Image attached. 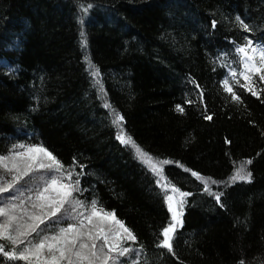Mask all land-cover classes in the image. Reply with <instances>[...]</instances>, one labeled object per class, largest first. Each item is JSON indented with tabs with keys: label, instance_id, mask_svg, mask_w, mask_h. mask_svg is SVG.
Returning a JSON list of instances; mask_svg holds the SVG:
<instances>
[{
	"label": "trees",
	"instance_id": "16d2710c",
	"mask_svg": "<svg viewBox=\"0 0 264 264\" xmlns=\"http://www.w3.org/2000/svg\"><path fill=\"white\" fill-rule=\"evenodd\" d=\"M246 39L264 45V0H0V155L42 145L79 174L78 198L136 236L123 264H264V81L229 76ZM113 110L191 194L172 253L157 247L165 193L117 140ZM248 160L251 182H231Z\"/></svg>",
	"mask_w": 264,
	"mask_h": 264
},
{
	"label": "snow or ice",
	"instance_id": "6c2138e0",
	"mask_svg": "<svg viewBox=\"0 0 264 264\" xmlns=\"http://www.w3.org/2000/svg\"><path fill=\"white\" fill-rule=\"evenodd\" d=\"M237 21L245 31L249 30L239 17ZM82 46L86 47V40ZM249 49L253 55H249ZM235 51L240 54L243 65L239 76L248 80L247 73L255 72L264 81V68L254 63V57L258 55L264 64V45H254L246 39V44L237 46ZM86 61L90 75L99 77V69L90 59L86 58ZM237 75L236 70H231V77ZM95 83L99 85V79ZM223 84L225 91L231 93V99L240 102V97L229 87V81L226 79ZM252 94L256 95V92ZM104 107L111 108V105L105 103ZM177 110L182 112L183 108L178 105ZM113 116L112 123L118 129L117 140L134 150L136 157L149 166V171L157 177L156 183L162 186L171 217L159 233L162 239L157 247L172 253L175 233L183 226L184 198L191 194L171 186V191L179 193L180 197L174 205L173 196L168 194L171 182L162 184L166 180L163 168L126 135L123 116L114 110ZM206 118L211 119V116ZM159 163L168 164L169 161ZM248 164H251V160L240 165L231 182L237 179L251 182V172L246 167ZM37 173L47 175L37 176ZM191 175L203 179L196 172ZM78 177L79 174L65 168L42 145H14L8 155H0V256L23 264H123L124 259L136 251L129 245V242H136V236L114 212L106 211L97 199L86 203L78 198L77 194L82 192ZM205 191H208L207 187ZM215 198L219 202L220 196L216 195ZM132 264H140V261L134 259Z\"/></svg>",
	"mask_w": 264,
	"mask_h": 264
},
{
	"label": "rangeland",
	"instance_id": "374dc122",
	"mask_svg": "<svg viewBox=\"0 0 264 264\" xmlns=\"http://www.w3.org/2000/svg\"><path fill=\"white\" fill-rule=\"evenodd\" d=\"M249 51V55H253V53L251 52V50L249 49L248 50ZM238 54V53H237ZM239 55V60H240V58H241V56H240V54H238ZM254 63H256V66H257V64H259L257 67H260V68H264V64H262L261 62H260V59H259V56L258 55H256L255 57H254ZM242 69H243V65H242V63H240V71H242ZM239 71V72H240ZM230 72L231 71H229V76H230ZM239 72H238V74H239ZM255 72H251V73H247V75H251V74H254ZM231 77V76H230ZM154 163H157L158 164V166L159 167H162V164L161 163H159L158 161H153ZM146 167H148L149 168V166H146ZM39 175H47L46 173H37V176H39ZM163 183H166L165 181H162V184ZM161 186V185H160ZM161 188H162V186H161ZM168 194L169 195H172L173 196V203H174V205H175V202L177 201V200H179L180 199V197H179V193H173L172 191H171V187H169L168 188ZM166 205H167V203H166ZM167 209H168V206H167ZM177 210L179 211V210H181V209H178L177 208ZM182 212H183V209H182ZM169 214H170V217H171V213L169 212Z\"/></svg>",
	"mask_w": 264,
	"mask_h": 264
},
{
	"label": "bare ground",
	"instance_id": "6f19581e",
	"mask_svg": "<svg viewBox=\"0 0 264 264\" xmlns=\"http://www.w3.org/2000/svg\"><path fill=\"white\" fill-rule=\"evenodd\" d=\"M238 55V54H237ZM237 72H239V71H237ZM242 78V77H241ZM144 164V163H143ZM145 165V164H144ZM146 166V165H145ZM153 174V173H152ZM156 178V180H157V177H155ZM163 193H164V191H163Z\"/></svg>",
	"mask_w": 264,
	"mask_h": 264
}]
</instances>
